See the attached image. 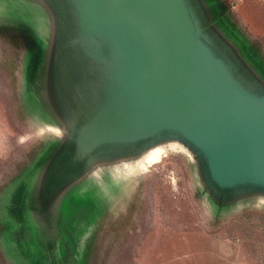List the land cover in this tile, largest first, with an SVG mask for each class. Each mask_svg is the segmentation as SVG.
<instances>
[{
	"label": "rangeland",
	"instance_id": "1",
	"mask_svg": "<svg viewBox=\"0 0 264 264\" xmlns=\"http://www.w3.org/2000/svg\"><path fill=\"white\" fill-rule=\"evenodd\" d=\"M167 3L264 100V0ZM109 37L82 0H0V264H264L263 181L220 178L174 125L110 126ZM152 144L162 159L129 169Z\"/></svg>",
	"mask_w": 264,
	"mask_h": 264
},
{
	"label": "water",
	"instance_id": "2",
	"mask_svg": "<svg viewBox=\"0 0 264 264\" xmlns=\"http://www.w3.org/2000/svg\"><path fill=\"white\" fill-rule=\"evenodd\" d=\"M82 2L106 26L118 59L110 126L147 131L160 123L174 125L209 153L220 178L264 182L245 166L233 164L231 177L217 171L222 160L264 167V100L239 91L202 52L198 37L184 36L167 0Z\"/></svg>",
	"mask_w": 264,
	"mask_h": 264
},
{
	"label": "bare ground",
	"instance_id": "3",
	"mask_svg": "<svg viewBox=\"0 0 264 264\" xmlns=\"http://www.w3.org/2000/svg\"><path fill=\"white\" fill-rule=\"evenodd\" d=\"M49 129L55 132H59V130L54 126H49ZM163 148H166V146L160 145V144H152L149 147V149H147L140 155V157L132 164L131 168L129 169H134L136 166L137 169L142 172L147 171V167L154 165L155 163L159 162L162 159L165 153L164 152L165 149ZM180 150L183 151L184 149H180ZM233 164H235L236 167H240V166L248 167L264 176V167L250 160L246 162H243V161L236 162L235 161L232 164L225 163L223 160L222 162L219 161L218 166H217L218 173H220L221 175L223 174L224 176H227V177L234 176L233 172L235 170L233 168L234 166L232 167ZM232 170L234 171L232 172Z\"/></svg>",
	"mask_w": 264,
	"mask_h": 264
}]
</instances>
